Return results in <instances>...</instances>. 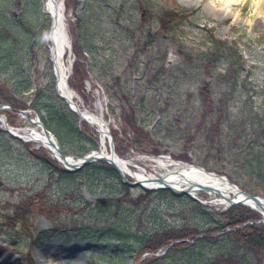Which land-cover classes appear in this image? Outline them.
<instances>
[{"label":"rangeland","instance_id":"374dc122","mask_svg":"<svg viewBox=\"0 0 264 264\" xmlns=\"http://www.w3.org/2000/svg\"><path fill=\"white\" fill-rule=\"evenodd\" d=\"M258 5L259 0H65L69 83L83 108L100 113L99 105L103 107L115 152L135 171L161 173L135 152L150 159L171 155L264 198L257 174L259 162L264 171V14ZM171 8L193 15L169 31L163 19ZM50 29L43 0H0V103L12 105L10 101L19 99L20 108L33 117L38 90L57 96ZM238 55L244 67L236 76L229 67ZM78 62L85 65L86 78L76 72ZM38 114L46 121V112ZM0 115L14 127L31 126L18 113ZM81 130L88 140L73 138L69 152L100 150V134L85 124ZM4 135L0 250L20 257L18 264H52L53 247L58 250L56 264H137V240L165 230L194 232L212 225L200 215L197 202L209 212L229 209L207 193L197 200L141 187L124 193L120 181L101 177L99 182L91 172L63 180L39 159L56 163L48 149ZM115 184L114 195L123 202L101 208L95 197L107 196L106 189ZM43 190L40 201L57 206V221L37 204L36 194ZM21 210L26 211L23 219L17 216ZM115 228L126 233V244L114 238ZM222 246L198 248L194 256H169L165 249L158 254L167 257L165 264H224L216 259L222 254L235 264H263V256L242 247L222 251ZM150 257L149 252L141 256Z\"/></svg>","mask_w":264,"mask_h":264},{"label":"trees","instance_id":"16d2710c","mask_svg":"<svg viewBox=\"0 0 264 264\" xmlns=\"http://www.w3.org/2000/svg\"><path fill=\"white\" fill-rule=\"evenodd\" d=\"M165 12L166 13L165 18L163 19V23L165 24V26H170L171 29L169 31L177 27L179 24H183V22L187 21L193 15H189L180 8L170 9ZM231 47L232 46H230L229 49H231ZM221 49H225V47L222 46ZM240 58L241 57L238 55V60H236V62L229 67V70H233L236 76L244 67V64L240 61ZM213 59L215 60V62L218 60V58L216 57H213ZM80 66H82L81 70H79ZM76 72H82L84 78H86L87 76L86 67L83 63H77ZM1 88L2 86L0 85V89ZM35 95L36 98L35 100H33L32 107L39 112L43 110L47 113V119L45 123L47 127L52 130L59 138V141L61 142L65 153H70L67 149V146L69 145V143H71L73 138H81L83 140H88V138L83 134L82 130L78 125L76 115L71 110H69L67 104L62 99H60L58 96H48V92L42 93V90H38L37 94ZM10 102L17 109L23 106V103H21L19 99L12 100ZM3 134H5L4 136H6V133L0 130V136ZM72 150V153L77 154L79 156H83L87 152H89V150H84L83 148H72ZM32 154L36 157L35 152ZM41 159L48 164L49 169L52 171V174L56 175L57 177L63 180H77V178L87 172H91L92 174L98 176L97 180L99 182H101V177H104L105 180L111 178L116 182H119L120 180L119 175L117 174L115 169L105 162H97L85 167L84 169L78 172L71 173L61 170L57 166H54L49 158L47 159L45 157H42ZM257 169V174L261 178V181L258 182V184L264 190V171L262 169V163L259 162V164L257 165ZM120 184L124 188L123 192L128 193L130 187L124 185L122 182H120ZM75 188L79 190L80 187L76 186ZM106 190L110 192L109 194H107L109 201L108 206H110L111 204H115L116 206L120 207L119 202H123V199L116 198L114 195L118 190L116 184L113 186L110 185V187ZM39 193L40 194H36V201H38L37 204L40 206L42 210L41 212L49 216L53 215L54 212H56L57 206L49 205L45 200L41 202V197H44V195H41V193H44V190ZM88 204L90 206L92 205L89 202ZM197 204L199 205L200 215L203 216V218H207L208 222L212 224L210 225V227L202 230L198 229L194 232H183L181 230H165L163 232H156L154 234H150L148 235V237L143 238L142 240L139 239L136 241L138 247L135 250L138 255L137 262L141 259V256L145 252L157 253L160 249L169 246V244L174 240L195 238L197 235L200 234H202L203 236L198 238L194 242V244L180 243L174 245L169 251V256L171 254L194 256V253L198 248L202 249L208 247L209 245H223L221 247L222 251H226L229 248L242 247L245 251L253 253L255 256H258L260 258L263 256L264 225L254 223L245 228H240L243 224L247 222L259 221L260 216L258 213L244 205L233 206L223 213L209 212L207 208H205L202 204L198 202ZM25 212L24 210L18 212V218L20 214V219H23L24 215L26 214ZM53 218L57 221L55 214ZM114 232V238L118 239L121 244H126L128 242V236L124 231L115 228ZM224 244L229 245V247ZM202 258H204V256H202ZM224 258L225 254L218 255L216 257L218 261H224V264H235L231 257H229L228 259ZM165 260H167L166 256L160 258L152 257L144 259L142 262H140V264H165ZM199 262H201V260ZM215 263L213 262L212 264Z\"/></svg>","mask_w":264,"mask_h":264},{"label":"bare ground","instance_id":"6f19581e","mask_svg":"<svg viewBox=\"0 0 264 264\" xmlns=\"http://www.w3.org/2000/svg\"><path fill=\"white\" fill-rule=\"evenodd\" d=\"M218 1L226 2L229 0ZM64 2L65 0H43V12L51 19L52 28L50 29L48 36V46L57 73L59 93L66 96L74 105H76L81 112V119L87 121L96 131L99 132L101 138L100 153L111 156L125 172L131 174L139 181H142L149 188L164 187L167 185L176 191H190L191 195L195 197H200L199 195L201 193H207L215 198L219 197V202L223 204L226 203L225 197L238 195L237 189L232 187L231 182L228 179L211 175L195 166L180 167L182 165L179 166L176 162H171L166 159H157L155 161L157 165L156 167L162 171L159 175L164 179L163 182H159L157 181L159 175L148 174L142 169H136L135 171V166L131 165L130 161L124 160L116 154V152H113L112 154L109 152L110 137L108 133L110 134L111 129L109 122L105 119L103 107L99 105L100 113L83 108L77 102V93L69 83L72 58L70 54L71 42L67 30V16ZM258 7L261 9L262 14H264V0H259ZM1 119L5 120L3 117H1ZM9 128L26 141L35 142L36 144L49 149L53 156L58 154L55 146L52 145L54 143L53 138L51 139L46 136L41 124H35L25 128H16L9 125ZM191 185L193 186L191 187ZM218 193L221 195L219 196ZM239 197L241 198L243 195H240ZM254 206L256 207V205ZM9 250L11 252L15 249L12 246L9 247ZM49 252L51 253L49 258H51L52 264H56L55 257L58 253L57 247H53ZM0 257L8 264H18L20 259V257L17 258L8 253H2L1 250ZM29 264L33 263L29 262Z\"/></svg>","mask_w":264,"mask_h":264},{"label":"water","instance_id":"95a60500","mask_svg":"<svg viewBox=\"0 0 264 264\" xmlns=\"http://www.w3.org/2000/svg\"><path fill=\"white\" fill-rule=\"evenodd\" d=\"M63 98L66 99V101L69 103L70 107L77 113L78 110L73 106V104L71 103V101L69 99H67L66 97L64 96H61ZM3 108V105L0 104V109ZM21 113L23 114H26V111H20ZM32 122H34L33 120H30ZM39 123V122H38ZM41 126H42V129L44 131V133L51 138L52 133L45 127V125H43L42 123H40ZM7 131L15 138H18V139H21L20 136L14 134L13 132H11L10 130L7 129ZM54 145L56 146V148L58 149V152H59V158L64 161L68 167H70L71 169H68L69 171H78L80 169H83L85 166L87 165H90L91 163H94L96 161H104V162H108L109 164H111L115 169L116 171L119 173L120 177L122 178V180L124 181V183L130 185V186H136V185H140L139 182H131L127 179L126 175L124 174L123 172V169L114 161L113 158L111 157H107V156H97V155H88V156H85L81 161L77 162V163H73L72 160L66 156L61 147H60V144L58 143V141H53ZM160 182H163V179L159 180ZM234 188L237 189L238 191V195L236 196H240V195H243V197L241 199H236L235 197H226V200H227V203L228 205H236V204H245L247 206H251V208H254L252 206V204H256L258 205V207L260 208V210H257L263 217V220L262 222L264 223V200H262L260 197L258 196H255V195H251L247 192H244L242 190H240L238 187H236L235 185H233ZM170 189L172 190L173 192H175L176 194H187L188 191H176L174 190L173 188L167 186V187H164L163 189ZM206 189V188H204ZM208 189V188H207ZM100 203L102 204H105V199H99L98 200ZM248 225V224H246Z\"/></svg>","mask_w":264,"mask_h":264}]
</instances>
